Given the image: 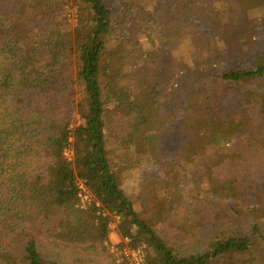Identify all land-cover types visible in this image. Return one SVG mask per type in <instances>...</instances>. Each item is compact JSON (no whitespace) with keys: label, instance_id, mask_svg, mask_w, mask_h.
Returning <instances> with one entry per match:
<instances>
[{"label":"trees","instance_id":"16d2710c","mask_svg":"<svg viewBox=\"0 0 264 264\" xmlns=\"http://www.w3.org/2000/svg\"><path fill=\"white\" fill-rule=\"evenodd\" d=\"M110 105L127 172L170 156L190 184L172 205L196 253L138 211ZM115 216L146 264H264V0H0V264H95Z\"/></svg>","mask_w":264,"mask_h":264},{"label":"rangeland","instance_id":"374dc122","mask_svg":"<svg viewBox=\"0 0 264 264\" xmlns=\"http://www.w3.org/2000/svg\"><path fill=\"white\" fill-rule=\"evenodd\" d=\"M228 4L232 8V12H228L224 19L228 17L238 18V16L241 14V8L239 4H237L235 1H229ZM192 22H194V19L192 20ZM214 23L216 25L220 24L217 22ZM154 29V31L158 34L157 28L155 27ZM137 40L138 38L133 42V51H137L136 53H141L138 46H135L138 43ZM176 93L177 89H174V91H172V94L175 95ZM108 108L109 109L107 111L105 119L107 122L106 130L108 138L109 159L116 170H121L122 179L128 182V185L130 187L129 191L131 193V196L133 197L138 211L143 216V218L147 219L150 223L157 226L160 234L164 236L168 241H170V243H173L184 250H188L187 253H196L197 246L195 247L190 245L187 248H183L182 245H179L178 239L180 238L181 233L178 229V219L181 218V216H174L177 211L175 206L172 205L173 202L175 204L178 195L188 194L190 184L186 183L185 181H181V179L176 180L175 177L178 174L177 172L172 173L171 176L167 178L164 177V175L161 173L162 168L170 166L169 162H171L172 160V157L170 156L164 158L165 160L161 162V165L155 168L156 171L152 177H149V171H147L146 168H143L141 170H139V168L134 173L127 172V170L122 167V164L124 163V161H130L131 156L125 153V144L122 142V140L117 141L111 133V129H115L116 123L112 120L113 117L111 115V105ZM174 126L178 130L183 129L182 126L177 122L174 123ZM181 134L182 133H180L179 135H172L169 132H161L157 135L153 134L151 139L162 140L164 142L163 146L165 148L174 150L180 146L181 138L177 136H180ZM68 154L69 156H72V151L70 150ZM171 167L172 166H170V168ZM166 181L170 182L171 184L170 189L173 196V198H171L168 202L164 201V190L168 188ZM176 187L178 188L177 191L179 193H177ZM160 191L162 192V194H160ZM117 229V226H115L111 234V239L108 247L109 254L89 257V259H91L95 264H130L128 263L129 261L126 259V255L123 252L125 246H118L121 238ZM263 255L264 251L260 250L258 252V256Z\"/></svg>","mask_w":264,"mask_h":264},{"label":"built area","instance_id":"2783aa9c","mask_svg":"<svg viewBox=\"0 0 264 264\" xmlns=\"http://www.w3.org/2000/svg\"><path fill=\"white\" fill-rule=\"evenodd\" d=\"M71 150V147L67 148V155L69 156V151ZM72 151V150H71ZM80 196L82 199V205H86L88 202L92 200V195L88 192L86 185L84 182H80ZM120 220L119 216H115L114 220L112 221V228L117 226L118 228V221ZM126 245L125 248L123 249L124 254L126 255V259L129 261L128 263L130 264H146V257L145 254L140 250V249H132L127 245L129 239L126 238Z\"/></svg>","mask_w":264,"mask_h":264}]
</instances>
